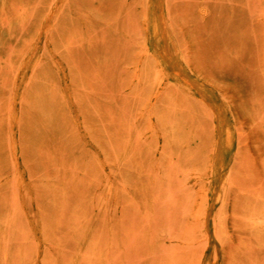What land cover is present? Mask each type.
I'll use <instances>...</instances> for the list:
<instances>
[{
  "label": "rangeland",
  "instance_id": "obj_1",
  "mask_svg": "<svg viewBox=\"0 0 264 264\" xmlns=\"http://www.w3.org/2000/svg\"><path fill=\"white\" fill-rule=\"evenodd\" d=\"M149 1L0 0V264H264V0Z\"/></svg>",
  "mask_w": 264,
  "mask_h": 264
},
{
  "label": "bare ground",
  "instance_id": "obj_2",
  "mask_svg": "<svg viewBox=\"0 0 264 264\" xmlns=\"http://www.w3.org/2000/svg\"><path fill=\"white\" fill-rule=\"evenodd\" d=\"M159 1L160 0H150L149 1V32L151 35L152 40L154 41V53L159 57H161V53L164 51L165 44L164 38L165 35L162 31V18L159 15ZM163 58V57H162ZM24 82V80H20V85ZM222 136V132H219ZM224 141H220L219 148H218V156L221 155L223 148H224ZM219 193L217 194V197Z\"/></svg>",
  "mask_w": 264,
  "mask_h": 264
}]
</instances>
